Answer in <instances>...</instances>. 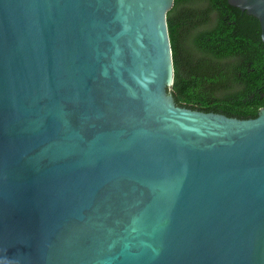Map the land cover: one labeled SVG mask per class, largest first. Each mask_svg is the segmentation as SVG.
Returning a JSON list of instances; mask_svg holds the SVG:
<instances>
[{
    "label": "water",
    "instance_id": "95a60500",
    "mask_svg": "<svg viewBox=\"0 0 264 264\" xmlns=\"http://www.w3.org/2000/svg\"><path fill=\"white\" fill-rule=\"evenodd\" d=\"M174 2L0 0V264H264V108L176 104Z\"/></svg>",
    "mask_w": 264,
    "mask_h": 264
},
{
    "label": "trees",
    "instance_id": "16d2710c",
    "mask_svg": "<svg viewBox=\"0 0 264 264\" xmlns=\"http://www.w3.org/2000/svg\"><path fill=\"white\" fill-rule=\"evenodd\" d=\"M178 106L257 118L264 108V42L258 18L229 0H175L168 12Z\"/></svg>",
    "mask_w": 264,
    "mask_h": 264
}]
</instances>
